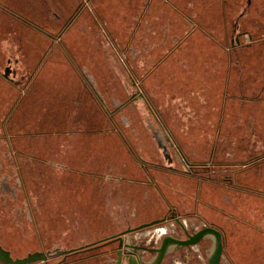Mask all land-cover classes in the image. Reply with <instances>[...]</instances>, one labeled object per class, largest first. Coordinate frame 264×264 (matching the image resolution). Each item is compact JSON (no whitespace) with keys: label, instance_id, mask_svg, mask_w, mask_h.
<instances>
[{"label":"rangeland","instance_id":"obj_1","mask_svg":"<svg viewBox=\"0 0 264 264\" xmlns=\"http://www.w3.org/2000/svg\"><path fill=\"white\" fill-rule=\"evenodd\" d=\"M73 1L64 29L46 39L48 59L65 67L61 76L54 71L59 85H33L39 100L32 114L0 118V136L5 123L22 125L11 143L0 139L4 247L14 257L52 251L50 264H114L115 244L68 257L57 251L86 247L169 213L171 206L159 192L143 194L148 181L116 179L132 167L147 173L137 151L116 130L128 124L132 140L144 139L147 146L155 140L159 147L154 149L162 163L160 185L182 212L181 221L192 233L209 225L223 231L220 264H264V0ZM74 23L80 35H73ZM77 42L81 68L75 60ZM88 78L108 100L107 112L96 102ZM225 91L259 98L225 101ZM126 100L129 105L122 108ZM166 105L192 129L188 141L196 165L191 168L167 124ZM205 122L209 133L202 135ZM104 125L108 130L99 133ZM169 166L191 172L168 181L162 176L172 171ZM180 185L188 195L180 194ZM127 187L138 191L131 194ZM155 229L159 240L166 230L186 237L167 222L139 230L129 240L149 243ZM215 243L213 235L203 240L208 262ZM198 247L180 249L174 258L172 245L164 264L206 262L193 258ZM140 253L144 264L156 263L157 256Z\"/></svg>","mask_w":264,"mask_h":264},{"label":"crops","instance_id":"obj_2","mask_svg":"<svg viewBox=\"0 0 264 264\" xmlns=\"http://www.w3.org/2000/svg\"><path fill=\"white\" fill-rule=\"evenodd\" d=\"M74 5L75 1L73 0H0V118L2 116H10L12 112H14V114L17 112L22 115L28 114L30 111V114H32L31 110L33 107L37 106V101L39 100L38 93L32 90L33 85L36 86L41 84L43 86L46 85L47 87L55 86L56 84L57 86L59 85V83H57L58 81H56V84L54 83V71L58 70V74L61 76V72H59V70H64L65 67L62 63L52 64V61L48 59V51L50 48L48 46L49 40H47L48 42H46V39L54 33L64 29L66 16H69L71 15V12H74ZM85 16L88 17L89 15L85 14ZM76 24L74 23L72 27L73 35L75 36H77L78 34L80 35L79 32H81V29L76 28ZM74 48L75 60L81 68L82 62L80 58L83 56V52L81 50L82 47L77 42L75 43ZM88 79L89 84L94 91L93 95L96 102H98L102 109L107 112V110L109 109L108 100L103 96V94H99V92L96 90L95 83H93L90 78ZM224 96L226 98L225 101L229 100L230 98L233 99L234 97H243L250 99L259 98L235 96L229 94V91H225ZM18 98L20 99V103L18 102ZM164 99L165 98H161L160 100L164 102ZM225 101L223 107V115L226 111ZM128 102L129 100L123 102L121 104L122 108L128 106ZM169 106L171 107L170 104ZM169 106H167L168 108L164 107L167 116V124L171 131L174 132L175 138H177L180 146L184 149L186 158L189 161L194 162L192 166L196 165V158L194 157L195 154L192 152V145L188 141V139L190 140V138H192L191 136H189L192 135V133H190L192 132V129H187V122L186 120H182L183 118L179 119V121L184 125V127H186L185 129L180 128V123L175 119L174 115L170 113ZM155 113L157 115V111ZM177 114L178 113L176 112V117ZM223 119L224 117L221 120V124H219L214 145L218 143V136L223 130ZM106 125H104L105 127L103 126L102 128H100L98 132H106L108 130ZM4 126L5 131L2 134L4 136H2L0 139H7L10 141V143L11 137L14 136V133L17 134L18 132H22L20 131L22 128V125H20V123L14 122L13 124L10 123L8 125L7 122ZM127 126L128 124L123 126L119 125V128L122 132L118 131L117 129L116 130L121 134L123 138H125L127 145L133 148V150L137 151L136 153L138 156L136 155V158L140 162L141 167L146 168L147 173L145 174L142 169L138 167H132L133 169L130 170L127 174L125 173L124 177H117L116 179H124L137 182L148 181L149 183H151V186L148 185L142 187L143 190H145L143 191L144 195H148L149 191L159 192V194L163 196L165 201L170 206H174V200H172V198L166 193V191L163 190L160 185L161 172H159V170L160 166H162V163L160 161L159 152L154 149L156 148L155 146H157L155 143H153L155 140H153V142L150 141L151 146H147V142H144V139L139 140L138 138H136L137 140L135 142L130 137V133L126 131V129L128 128ZM143 127L142 128L145 130L146 126L144 125ZM149 127L147 128L149 129ZM148 129L147 131L150 132ZM74 131L82 133L80 129H75ZM143 132L145 133V131ZM62 133L65 134L68 133V131L64 130L62 131ZM200 133H202V135L203 133H209L207 122H205L204 128L200 130ZM170 136L171 135H169V137ZM170 139L172 143L176 145L172 137H170ZM78 148L82 149L83 145L81 144V146H79ZM181 156L183 161L185 162L184 164L187 167L191 168L192 166H189L182 153ZM73 163L74 160H72L71 164ZM152 166H156L154 169L157 172H153V169H151ZM169 168H171L172 171L169 172V174H163L162 176L164 179H168V181L175 180V178L182 176L178 174L184 173L186 177L188 176V174H190L188 173L189 171L174 166H171ZM145 175L149 179H146ZM180 186V194L182 196L188 195L187 189L183 188L182 185ZM198 186H200L201 188L202 182H200ZM137 189L138 188L134 187L125 188V190L131 194H133L134 191L136 192ZM151 209L152 211H155V208ZM158 218L160 217L151 219L150 221Z\"/></svg>","mask_w":264,"mask_h":264},{"label":"flooded vegetation","instance_id":"obj_3","mask_svg":"<svg viewBox=\"0 0 264 264\" xmlns=\"http://www.w3.org/2000/svg\"><path fill=\"white\" fill-rule=\"evenodd\" d=\"M116 129L118 131H121L120 128L117 127V125H116ZM2 136H4V135H1L0 138ZM15 154H17V153H15ZM187 163L189 164V166H192V164H193L189 160L187 161ZM169 167H171V166H169ZM187 171L191 172L190 170H187ZM27 193H29V192H27ZM181 216H182V213H180L179 211H177V209L174 206H171V208L169 210V213L164 214L162 217L158 218V219H162L159 222H156V223H153V224L144 226V227H139V226L141 224H143V223H148V222H142V223H140L137 226H129L124 231H122V232H120L118 234H115V235H111L109 237H106L105 239L100 240L98 242H95L94 244H87L88 246L82 247V249L80 248L78 251H75V252H81L82 250H86V249L87 250L96 249V248H100V247H104V246H111V245L115 244V246L112 247V251L116 255V259H115V263L114 264H116V261L119 258V251L121 252V257H122L121 258V263L122 264H126L129 261L130 256L136 257L140 264H144V262H145L144 257L145 256H142V254L140 253V251H143V252L149 254V256H157V261H156L155 264H164V262H165V260H166V258L168 256V254H170V252H171L170 251V248H171L172 245H176V250L173 252L172 256H174L176 254V251H178L180 249H185V248L190 249V248H193L195 246H199L195 250V253H194L195 255H193V258L196 259V257L199 258V256H200L201 258H204V260H206V262H204L202 264H209V262L207 261L208 260V258H207V251H206L207 249L204 248L203 245H202L203 240L205 239V237L202 238L197 243L189 244V245H179V244H176L175 242H173L172 240H170L168 242V244H167L164 252L162 251V249L164 247V244H165V242H166L167 239H169V238H174V239H189L191 235L195 234L198 231L197 230V231H195V232L192 233L190 231V229L188 228L187 224H185V223H183L181 221V219H180ZM149 222H151V221H149ZM167 222H171L175 226V228H176L177 231L178 230H181L180 232H182V233L184 232L186 234V237L177 236V235L171 234V233L169 234L168 231L166 230V231H161V234L160 235H163V236H162L161 240H159L157 238V235L158 234H156V229H155L153 231V233H152V236H151L152 238H151V240H150L149 243H145V242H142V243L141 242H137V243H133L132 242L131 243L130 242L129 238L135 232H137L139 230L148 229V228L153 227V226L158 225V224H162V223L165 224ZM176 224H178V225H176ZM209 226H211V225H209ZM158 230L160 231L161 229L158 228ZM176 230H175V232H176ZM219 230H221V229H219ZM222 233H223V231H222ZM120 237L122 238V245H120V242H121L120 241ZM223 240H224V233H223ZM162 253H163V256H162ZM71 254L72 253H69L67 255L64 254V255H66V257H68ZM175 256L178 257L179 255L176 254ZM175 256H174V258H176ZM193 258L192 257L189 258V260L192 261V263H193V260H194Z\"/></svg>","mask_w":264,"mask_h":264},{"label":"water","instance_id":"obj_4","mask_svg":"<svg viewBox=\"0 0 264 264\" xmlns=\"http://www.w3.org/2000/svg\"><path fill=\"white\" fill-rule=\"evenodd\" d=\"M164 219V218H163ZM162 219H155L151 222L148 223H143L139 227H144L156 222L161 221ZM128 231V230H127ZM208 235H213L215 237V249L213 252V255L211 256L209 260V264H219L223 251H224V240H223V233L221 230L217 229L214 226H206L200 230H198L195 234L191 235L189 239H174V238H169L166 240L164 247L162 251L164 252L168 242L172 240L176 244L179 245H189V244H194L200 241L202 238L207 237ZM120 245H122V238L120 237ZM80 248L76 249H62L58 250L57 252L63 253V254H69L73 253L75 251H78ZM82 249V248H81ZM53 255L52 251H34L28 253L24 257H14L12 256L11 252L9 249L5 248L1 242H0V261L3 262L4 264H30L39 260H44L46 261V264H50L48 260V256ZM163 256V253H162ZM121 252L119 251V258L116 261V264H122L121 263ZM62 262L56 263V264H61ZM126 264H140L139 261L137 260L136 257L130 256L129 261Z\"/></svg>","mask_w":264,"mask_h":264},{"label":"bare ground","instance_id":"obj_5","mask_svg":"<svg viewBox=\"0 0 264 264\" xmlns=\"http://www.w3.org/2000/svg\"><path fill=\"white\" fill-rule=\"evenodd\" d=\"M1 242V241H0ZM2 244V243H1ZM3 245V244H2ZM11 252V251H10ZM12 254V253H11ZM13 256V255H12ZM51 255L48 256V259L50 258ZM48 261V260H47Z\"/></svg>","mask_w":264,"mask_h":264}]
</instances>
